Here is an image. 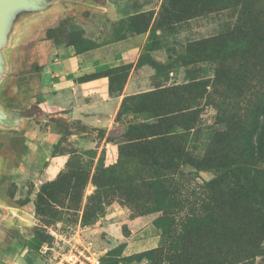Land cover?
Segmentation results:
<instances>
[{"label":"rangeland","instance_id":"1","mask_svg":"<svg viewBox=\"0 0 264 264\" xmlns=\"http://www.w3.org/2000/svg\"><path fill=\"white\" fill-rule=\"evenodd\" d=\"M52 1L47 12L22 21L6 51L8 71L0 86V103L6 110L12 103L29 109L42 105L56 117L59 89L54 73L45 67H51L62 51L64 56L90 54L102 66L76 81L108 79L112 124L61 120L72 135L61 134L52 143L51 155L66 159L55 177L44 170L37 179L17 176L15 156L11 157L0 175V204L8 215L0 223V251L22 264H74L69 255L91 245L100 264H171L189 226L198 227L205 219L206 187L217 173L191 165L176 173H150L130 155L121 156V146L129 143L131 127L154 122L146 105L151 103L148 95L164 92L166 100L160 98L156 107L171 108L172 87L202 84L194 91L200 96L194 105L199 122L188 137L189 152L198 158L223 128L219 119L242 114L254 101V93L238 97L234 88L240 75L234 34L238 11L204 6L218 0ZM175 3L179 6L173 9ZM194 4L199 7L190 12ZM180 10L181 17H187L175 21ZM69 101L80 102L71 95ZM48 128L53 132L51 124L31 129L40 133ZM105 169L114 170L120 182L153 176L144 192L151 199H131L119 190L108 194L94 214H86L90 198L101 193L95 177L103 176ZM60 178L76 183V189L53 203L48 192ZM253 264H264V255Z\"/></svg>","mask_w":264,"mask_h":264},{"label":"trees","instance_id":"2","mask_svg":"<svg viewBox=\"0 0 264 264\" xmlns=\"http://www.w3.org/2000/svg\"><path fill=\"white\" fill-rule=\"evenodd\" d=\"M178 6L175 3L173 9ZM204 6L238 11L234 34L240 75L234 81V88L238 97L254 93V101L241 110L242 114L225 121L219 119L225 123L219 124L223 128L211 140L202 158H198L189 152L188 137L199 122L200 112L194 105L200 96L194 91L202 84L172 87L171 108L156 107L160 105V98L166 100L164 92L148 95L151 103L146 105L154 122L129 129V143L121 146V156L130 155L150 173L159 169L176 173L186 165L217 173L206 187L209 193L205 219L198 227L189 226L181 237L179 252L171 257V264H253L255 258L264 255V0H218ZM198 7L194 4L190 12ZM182 11H179L181 15L174 14L175 21L187 17H181ZM9 111L51 124L55 134L72 135L61 119L44 112L38 105L29 109L12 103ZM114 172L105 169L103 176L95 177L101 193L90 198L86 214H94L108 194L119 190L131 199H151L144 192L151 187L148 179L153 176L129 183L118 181L113 177ZM71 183L62 178L53 182L49 200L57 203L56 199L72 196L76 183Z\"/></svg>","mask_w":264,"mask_h":264},{"label":"crops","instance_id":"3","mask_svg":"<svg viewBox=\"0 0 264 264\" xmlns=\"http://www.w3.org/2000/svg\"><path fill=\"white\" fill-rule=\"evenodd\" d=\"M63 52L66 51H62V55L56 57L51 67H45L46 70L54 73L55 84L59 89L56 95V112L58 113L56 118L67 124H72V121L112 124V99L108 94V79L103 77L83 83L76 81L85 74L95 73L102 65L99 62V65L95 63L90 54L64 56ZM68 87L72 88L71 94ZM107 94L108 97H106ZM70 95L77 97L80 102L76 105L71 104ZM60 104L62 108L57 109ZM40 108L52 115V109L42 105ZM41 124L48 123L24 118L22 126L17 130L0 128V175L4 174L13 155L15 156L13 168L17 176L23 173L29 174L32 179H37L41 170L50 177L60 174L66 165V159L58 155L52 157L51 148L52 143L58 140L61 134H55L49 128V131L40 133L31 129L40 127ZM150 242L155 243L156 238H151ZM22 262L20 259H11V257L9 259L3 255L0 257V264H22Z\"/></svg>","mask_w":264,"mask_h":264},{"label":"water","instance_id":"4","mask_svg":"<svg viewBox=\"0 0 264 264\" xmlns=\"http://www.w3.org/2000/svg\"><path fill=\"white\" fill-rule=\"evenodd\" d=\"M53 6L52 0H0V86L8 71L6 51L11 46L22 21L28 17L47 12ZM0 103V128L17 130L24 117L19 112L9 111ZM0 204V223L7 220Z\"/></svg>","mask_w":264,"mask_h":264},{"label":"built area","instance_id":"5","mask_svg":"<svg viewBox=\"0 0 264 264\" xmlns=\"http://www.w3.org/2000/svg\"><path fill=\"white\" fill-rule=\"evenodd\" d=\"M93 247L90 245L86 250L78 252V254L69 255L72 259H75L74 264H100V256L95 252H92ZM63 262V260H61ZM70 262V261H69Z\"/></svg>","mask_w":264,"mask_h":264}]
</instances>
